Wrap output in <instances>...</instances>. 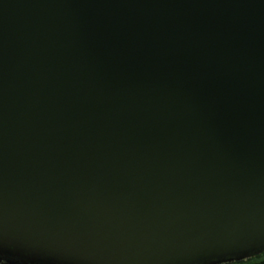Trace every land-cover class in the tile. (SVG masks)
Returning <instances> with one entry per match:
<instances>
[{
    "label": "water",
    "instance_id": "1",
    "mask_svg": "<svg viewBox=\"0 0 264 264\" xmlns=\"http://www.w3.org/2000/svg\"><path fill=\"white\" fill-rule=\"evenodd\" d=\"M264 253V0H0V258Z\"/></svg>",
    "mask_w": 264,
    "mask_h": 264
},
{
    "label": "trees",
    "instance_id": "2",
    "mask_svg": "<svg viewBox=\"0 0 264 264\" xmlns=\"http://www.w3.org/2000/svg\"><path fill=\"white\" fill-rule=\"evenodd\" d=\"M1 259V258H0ZM19 264V263H16ZM22 264V263H20ZM235 264H264V253L253 258L252 260L245 262V263H235Z\"/></svg>",
    "mask_w": 264,
    "mask_h": 264
},
{
    "label": "rangeland",
    "instance_id": "3",
    "mask_svg": "<svg viewBox=\"0 0 264 264\" xmlns=\"http://www.w3.org/2000/svg\"><path fill=\"white\" fill-rule=\"evenodd\" d=\"M11 262H12L11 259H7V258H1L0 259V264H11Z\"/></svg>",
    "mask_w": 264,
    "mask_h": 264
}]
</instances>
